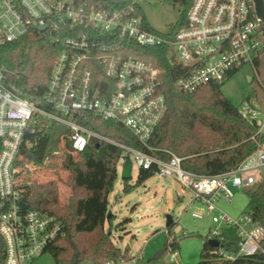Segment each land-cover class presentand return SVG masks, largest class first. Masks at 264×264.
<instances>
[{
  "label": "built area",
  "instance_id": "built-area-1",
  "mask_svg": "<svg viewBox=\"0 0 264 264\" xmlns=\"http://www.w3.org/2000/svg\"><path fill=\"white\" fill-rule=\"evenodd\" d=\"M144 0H0V45L15 43L34 31L59 48L40 97H27L15 86L17 73L0 68V264H32L56 239L64 236L55 218L22 206L23 191L17 181L21 150L35 134L53 130L59 149L83 152L92 142L119 148L117 166L129 156L131 171L153 170L160 179L171 178L192 194L202 219L214 213L207 241H216L214 255L230 262L239 257L264 258V226L252 221L248 211L237 219L216 204L231 203L233 191L256 188L264 181V101L244 100L239 115L255 126L250 138L256 151L234 170L202 176L181 167L182 159L162 151L157 156L147 143L162 120L166 104L160 93L156 61H143L138 49H162L170 65L180 68L176 86L193 93L209 84L221 85L242 67L249 66L257 81L253 61L264 49V24L253 0H193L184 24L170 32L147 29L140 3ZM44 27L43 32L38 31ZM250 78V81L252 80ZM90 115L129 131L146 151L111 141L81 126ZM117 172V168H116ZM235 232L236 253L223 247L222 231ZM142 254L131 264H140ZM173 255L170 261H172Z\"/></svg>",
  "mask_w": 264,
  "mask_h": 264
},
{
  "label": "trees",
  "instance_id": "trees-1",
  "mask_svg": "<svg viewBox=\"0 0 264 264\" xmlns=\"http://www.w3.org/2000/svg\"><path fill=\"white\" fill-rule=\"evenodd\" d=\"M193 0H173L183 12L174 28H180ZM147 29L154 32L148 23ZM21 51L22 57L31 55V64L25 72H16L15 86L27 97L43 95L49 71L58 55L59 48L43 34L34 31L31 35L8 45H0V68L12 71L7 57ZM135 56L143 61H156L160 69V93L165 98L166 111L150 137L147 146L157 156L166 160L162 151H168L182 159L181 167L193 174L215 176L237 168L257 149L250 140L255 126L246 122L237 107L221 93V85L209 84L193 93H183L176 86L180 78L178 67L170 65L162 49H138ZM256 80H251L252 97L258 103L264 101V49L253 61ZM78 123L111 141L146 151L132 134L120 125L100 121L83 115ZM54 131L35 134L29 145L21 150L18 166L21 168L17 181L23 191L22 206L25 210L37 211L55 218L63 226L64 236L56 239L45 250L54 264H121L132 260L129 250L118 248L104 225L107 219L108 197L113 192L117 179V163L122 151L102 142H92L83 152L73 153L68 148L57 152L50 148ZM264 145V136L259 139ZM154 175L153 170H139L136 185H141ZM42 177V179H39ZM123 192L133 187L122 180ZM69 194L61 197V189ZM247 211L252 221L264 226V181L251 191ZM128 220H126L127 222ZM174 223L167 228L171 236ZM110 229V228H109ZM220 247L227 253H236L234 230L222 231ZM167 250L175 252L178 243L173 238L166 244ZM264 249V240L261 243ZM166 250V251H167ZM165 251V252H166ZM216 248L206 241L197 264H235L214 255ZM264 261L261 255L248 257ZM148 259L147 264H154Z\"/></svg>",
  "mask_w": 264,
  "mask_h": 264
},
{
  "label": "rangeland",
  "instance_id": "rangeland-1",
  "mask_svg": "<svg viewBox=\"0 0 264 264\" xmlns=\"http://www.w3.org/2000/svg\"><path fill=\"white\" fill-rule=\"evenodd\" d=\"M140 8L148 25L158 33L170 32L183 12L182 7L173 0H144L140 3ZM31 61V55L27 54L23 58L21 51L7 57V65L12 71L25 72ZM253 76L249 66L242 67L223 85L221 93L238 107L244 100L252 97L251 84L247 78L252 79ZM50 148L57 152L59 142L52 141ZM121 167L122 163L117 166V179L109 196L110 214L114 218L109 226L104 225L105 232L110 233L113 243L121 250L127 247L133 257L142 254L140 264H147L148 259H152L169 241L176 238L178 243L176 251L167 250L159 259L154 260V264H197L203 244L214 227L211 221L214 213H205L202 219H194L192 213L199 211L201 206L193 204L192 194L188 190H183L171 178L160 179L153 175L143 184L136 185L139 171L135 165L127 182V185L133 188L129 193H124L122 191L124 184L120 178ZM253 189L254 187L250 188ZM61 191V197L69 194L65 188ZM245 192L234 190L231 203L220 200L216 204L217 208L232 219H237L247 211L248 198ZM168 217L175 224L171 236H168L165 226ZM177 228L179 230L176 231ZM172 255L174 259L170 261ZM32 264H54V261L50 254L45 253ZM235 264H264V261L239 257Z\"/></svg>",
  "mask_w": 264,
  "mask_h": 264
},
{
  "label": "water",
  "instance_id": "water-1",
  "mask_svg": "<svg viewBox=\"0 0 264 264\" xmlns=\"http://www.w3.org/2000/svg\"><path fill=\"white\" fill-rule=\"evenodd\" d=\"M254 6H255V12L257 17L263 21L264 24V0H253ZM45 30L44 27H39L38 31L43 32ZM248 82L250 81V78H247ZM121 180H129L131 178V162L129 159V156L124 157V162L121 167V173H120ZM111 216L110 213L107 214V219ZM172 219L170 217L167 218L166 222V228L170 227L172 225ZM179 230V228L176 229V231ZM208 244L216 248L218 247V243L216 241H208ZM2 248L1 242H0V249ZM167 250V246H165L161 251L156 253L152 260H157L160 258V256Z\"/></svg>",
  "mask_w": 264,
  "mask_h": 264
},
{
  "label": "crops",
  "instance_id": "crops-1",
  "mask_svg": "<svg viewBox=\"0 0 264 264\" xmlns=\"http://www.w3.org/2000/svg\"><path fill=\"white\" fill-rule=\"evenodd\" d=\"M110 196V195H109ZM108 210H109V213L111 212V205H110V202H109V197H108ZM106 225V224H105ZM130 254V253H129ZM132 256V255H131ZM133 257V256H132ZM143 257V256H142Z\"/></svg>",
  "mask_w": 264,
  "mask_h": 264
}]
</instances>
